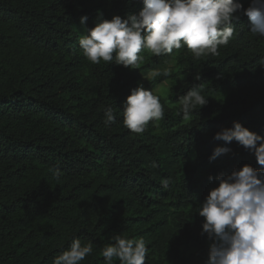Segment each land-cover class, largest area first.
<instances>
[{
	"label": "trees",
	"instance_id": "trees-1",
	"mask_svg": "<svg viewBox=\"0 0 264 264\" xmlns=\"http://www.w3.org/2000/svg\"><path fill=\"white\" fill-rule=\"evenodd\" d=\"M237 2L246 10L252 0ZM143 7L0 0V264H53L73 239L93 245L80 264H104L101 250L115 235L143 238L146 264H207L198 210L216 178L245 165L264 171L253 150L215 139L234 122L264 136V37L241 14L219 55L142 52L138 69L85 58L79 38L99 14L126 18ZM155 69L161 74L145 81ZM164 83L163 117L131 132L122 111L132 90ZM198 85L208 103L185 120L179 98ZM107 107L116 116L109 125ZM216 147L230 151L211 159Z\"/></svg>",
	"mask_w": 264,
	"mask_h": 264
},
{
	"label": "clouds",
	"instance_id": "clouds-1",
	"mask_svg": "<svg viewBox=\"0 0 264 264\" xmlns=\"http://www.w3.org/2000/svg\"><path fill=\"white\" fill-rule=\"evenodd\" d=\"M143 4L138 14H128L126 18L107 20L99 14L96 26L86 29L79 38L85 58L93 64L114 62L138 69L146 58L142 52L161 56L186 46L194 59L219 55L218 49L227 46L234 36V22L241 14L250 19L251 33L264 37V0H252L246 10L237 0H143ZM87 19L82 17L81 24H86ZM159 74L158 69L151 73ZM162 75L169 76V70ZM207 103L200 85L179 98L185 120ZM122 114L124 126L141 134L150 121L163 117L164 107L154 90L141 86L132 90ZM104 118L106 125L115 122L111 107L104 110ZM215 139L227 144L236 141L246 150H253L258 164L264 166V136L234 122L233 128L222 129ZM229 151L227 147H216L211 159ZM156 166L153 162L152 167ZM216 179L219 187L210 191L198 210L205 219L201 234L207 233L211 241L207 264H264V171L245 165ZM162 184L167 188L169 181ZM148 251L143 238L115 235L101 255L104 264H146ZM92 253V243L82 245L80 239H73L53 264H80Z\"/></svg>",
	"mask_w": 264,
	"mask_h": 264
},
{
	"label": "rangeland",
	"instance_id": "rangeland-1",
	"mask_svg": "<svg viewBox=\"0 0 264 264\" xmlns=\"http://www.w3.org/2000/svg\"><path fill=\"white\" fill-rule=\"evenodd\" d=\"M156 76V75H155ZM155 76H153V75H150V76H148L147 78H145V81L146 80H149V79H151V78H153V77H155ZM168 87V85L167 84H163V85H161L159 88H157L156 90H154L155 91V93L158 95V96H161V95H165V89Z\"/></svg>",
	"mask_w": 264,
	"mask_h": 264
}]
</instances>
